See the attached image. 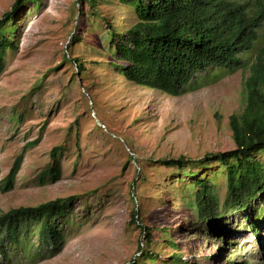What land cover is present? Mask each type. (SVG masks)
Here are the masks:
<instances>
[{
  "label": "rangeland",
  "instance_id": "1",
  "mask_svg": "<svg viewBox=\"0 0 264 264\" xmlns=\"http://www.w3.org/2000/svg\"><path fill=\"white\" fill-rule=\"evenodd\" d=\"M15 2L0 0V18ZM94 7L95 13L80 0H25L11 23L15 48L7 49L0 74V214L75 197L61 218V252L24 264H175L174 254L188 264H264V193L241 210L227 209L226 176L212 174L217 164L164 161L236 147L229 119L246 106L245 80L264 46V27L241 54L243 68H209L173 96L116 68L122 60L109 29L137 23L135 6L96 0ZM56 147L60 176L42 182ZM20 156L13 187L4 191L1 181ZM198 169L219 199L215 217L198 215V177L191 175ZM70 219L81 224L77 231ZM139 225L151 229V243ZM143 243L155 260L143 258Z\"/></svg>",
  "mask_w": 264,
  "mask_h": 264
},
{
  "label": "trees",
  "instance_id": "2",
  "mask_svg": "<svg viewBox=\"0 0 264 264\" xmlns=\"http://www.w3.org/2000/svg\"><path fill=\"white\" fill-rule=\"evenodd\" d=\"M25 0H16L13 9L0 18V74L5 68L7 49L15 48L10 35L15 13ZM85 1L95 13L96 0ZM134 5L138 21L127 31L112 29L110 46L122 60L116 68L127 79L142 86L159 89L169 95L179 96L190 87L197 74L209 68L233 71L243 68L241 54L253 49L264 27V0H120ZM84 11L81 12L83 14ZM110 26V24H108ZM80 36L72 37L73 41ZM80 71L85 65L74 58ZM247 103L243 111L230 116L234 149L208 154L191 160L180 157L164 160L169 166L185 164L206 168L217 164L212 174L223 172L226 176L224 208L241 210L264 193V46L250 66L245 80ZM58 147L51 157L53 164L42 174L52 180L60 176ZM18 157L9 175L1 181L6 191L13 187L15 175L21 165ZM200 169L191 171L198 177ZM210 176H199L195 205L199 217L216 216L220 209ZM135 187V184L133 185ZM75 197L57 198L37 206H21L0 214V264L36 263L61 252L67 240L61 218ZM264 210V207H263ZM140 219L139 208L132 211V221ZM253 231L256 220L248 219ZM69 221V220H68ZM70 219L67 225L80 228ZM142 228L148 243L151 229ZM139 247L144 259L155 260L150 249ZM145 251V252H144ZM175 264H188L179 254L173 255ZM142 264H145L143 262Z\"/></svg>",
  "mask_w": 264,
  "mask_h": 264
}]
</instances>
